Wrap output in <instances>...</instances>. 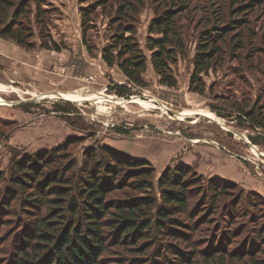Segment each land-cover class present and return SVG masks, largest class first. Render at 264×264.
Returning a JSON list of instances; mask_svg holds the SVG:
<instances>
[{
    "label": "trees",
    "instance_id": "obj_1",
    "mask_svg": "<svg viewBox=\"0 0 264 264\" xmlns=\"http://www.w3.org/2000/svg\"><path fill=\"white\" fill-rule=\"evenodd\" d=\"M88 1L80 0L86 46L87 30L101 9L109 14L113 30L102 50L107 65L118 66L130 82L145 86L150 61L160 84L177 86L173 66L187 53L183 20L196 9L197 0H156L146 49L137 38L138 16L145 0H95L82 6ZM220 1L217 12L203 11L208 17L190 79V91L202 95L206 90L203 75L215 69L229 49L239 61L249 40L257 41L248 14L264 3ZM49 6V0H0V37L28 51L66 48L49 29ZM117 89L121 96L128 95L126 87ZM70 103L59 100L54 111L71 117L74 114L65 108ZM241 117L250 122L251 129L261 132L250 135V141L264 144L260 138L264 137V105L245 108ZM81 141L71 137L55 149L17 154L9 176L0 172V234L10 227L0 238V252L10 258L0 262L264 264L257 255L264 253V224L233 228L244 211V197L236 196L226 183L216 178L205 183L203 177L182 165L169 167L158 177L150 161L107 145L86 148L82 158L76 159L69 148ZM117 194L123 198H116ZM213 223L217 224L211 228L215 235L209 234L206 241L204 232ZM225 223L232 228L222 231ZM248 231H254L255 236ZM237 242L239 249L235 248Z\"/></svg>",
    "mask_w": 264,
    "mask_h": 264
},
{
    "label": "rangeland",
    "instance_id": "obj_2",
    "mask_svg": "<svg viewBox=\"0 0 264 264\" xmlns=\"http://www.w3.org/2000/svg\"><path fill=\"white\" fill-rule=\"evenodd\" d=\"M49 2V29L66 48L28 51L0 37V172L9 176L17 154L55 149L71 137H79L82 141L69 148L76 159L82 158L86 148L107 145L150 161L158 177L165 169L182 165L203 177L205 183L220 179L235 190L236 196L244 197V211L233 228H252L256 223L262 227L264 144L250 141V135L261 132L251 129L241 114L255 103L264 105V3L248 14L257 41L249 40L239 61L229 49L219 65L203 75L206 90L202 95L190 91V79L208 17L203 11L217 12L222 1L197 0L196 9L183 20L187 53L173 66L178 80L174 88L160 84L150 61L145 86L130 82L118 66L107 65L102 50L113 33L107 12L97 11L87 30L86 46L80 0ZM94 2L89 0L82 6ZM156 7V0H145L138 16L137 38L143 49ZM115 12L114 8L112 14ZM35 34L41 43L36 27ZM73 49L79 52L76 57L70 54ZM118 87H126L128 95L121 96ZM59 100L71 102L65 108L73 116L54 111L53 105ZM4 186L1 184V189ZM216 223L205 230L206 241L209 234L215 235L211 228ZM224 225L222 231L232 228ZM9 228H3L0 238ZM248 233L255 236L254 231ZM197 236L203 238L201 233ZM238 242L237 249L241 246ZM257 255L264 260V253ZM2 258L10 255L0 252V261Z\"/></svg>",
    "mask_w": 264,
    "mask_h": 264
},
{
    "label": "crops",
    "instance_id": "obj_3",
    "mask_svg": "<svg viewBox=\"0 0 264 264\" xmlns=\"http://www.w3.org/2000/svg\"><path fill=\"white\" fill-rule=\"evenodd\" d=\"M71 52L72 53H70V54H74L75 55V57H76V55H78L79 54V52H78V50H75V49H73V51L71 50ZM63 54H67V56H68V53H66V52H63ZM83 54V53H82ZM58 55V54H57ZM66 56V57H67ZM101 61V60H100ZM102 62V61H101ZM103 63V62H102ZM62 66H65V65H62ZM121 77V76H120Z\"/></svg>",
    "mask_w": 264,
    "mask_h": 264
}]
</instances>
